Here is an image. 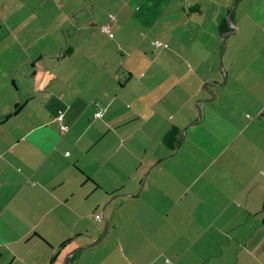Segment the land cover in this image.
Returning <instances> with one entry per match:
<instances>
[{
  "label": "crops",
  "instance_id": "obj_1",
  "mask_svg": "<svg viewBox=\"0 0 264 264\" xmlns=\"http://www.w3.org/2000/svg\"><path fill=\"white\" fill-rule=\"evenodd\" d=\"M228 1L98 17L82 0V20L65 0H0V264H264V43L242 63L251 41L224 50L248 30Z\"/></svg>",
  "mask_w": 264,
  "mask_h": 264
},
{
  "label": "rangeland",
  "instance_id": "obj_2",
  "mask_svg": "<svg viewBox=\"0 0 264 264\" xmlns=\"http://www.w3.org/2000/svg\"><path fill=\"white\" fill-rule=\"evenodd\" d=\"M65 1H66V13L68 14V16L70 18L71 17L75 18L78 15L80 19H82V20L85 19V16H84L85 13L83 11H81L80 10L81 7H79V2H82V0H65ZM93 1L96 3V6H95L96 7V15L98 17H102V16L108 14V11H110V10L114 11V9H112L113 6L114 5L118 6L124 0H93ZM216 1L224 3L225 0H216ZM235 2H236V0H229L228 1L229 10L231 9V11H232V6L235 4ZM208 3H209V5L207 6V9L211 10V8L213 7V5H212L213 1H208ZM235 7L236 8L234 11L235 12L234 21H237L238 17H240L241 21H237L238 24L240 26L246 25L248 30L242 31L240 33V35H238V36H234V34L232 33V35L227 38V40L225 41V44L223 46H224V50H225L229 40H231V45H233L236 42V40H238L240 45L241 44L244 45L247 42L251 41V45L248 48L242 47L239 50L240 53L235 52L236 59L238 58L237 55H239V57H240L239 63H242L244 60L246 61V57L248 55L253 54L252 50H253V46H254L253 45L254 41H256V42L258 41V42H260V44L264 43V34L261 33V30L256 31L255 33L253 32L256 28V21H258L259 18L264 19L263 17H261V15H264V0H238V2H236V4H235ZM84 9L92 10V6L90 4H88L87 7ZM74 14H77V15H74ZM209 15H211V14H209ZM227 15H229V14L226 13V15H224V16L227 17ZM246 16L248 18H246ZM165 20H166V18H164V21ZM162 21L163 20H161V23H163ZM90 22L91 21H87L86 23H90ZM161 25L162 24H160V28H161ZM233 25H234V22H233ZM252 25H253V27H252ZM177 28L179 29L180 27L178 26ZM209 29H212V27H210ZM152 34H153V32H152ZM76 36H77V33H76ZM155 36H156V33H155ZM152 39L158 40V39H154V38H152ZM158 41H161V40H158ZM151 43H152V41H151ZM231 45H229L227 47L228 51L227 52L225 51L226 53H224V51H223V53L225 55V56H223V60H224V58L226 60L227 57L229 55H231L230 54L231 53V51H230ZM256 52H261V57H262V55L264 56V50L262 48H256ZM72 58H73L72 61H74L75 56H73ZM223 60H221V63L223 62ZM222 65L224 66L223 63H222ZM224 68H225V66H224ZM242 68L243 67H240L239 69L241 70ZM251 93H252L251 97H252V101H253L254 106H259L260 103L262 102L263 97H264V89L254 90ZM214 101L215 102H212V103L215 105L216 104L219 105V104L224 103V99L219 98V96Z\"/></svg>",
  "mask_w": 264,
  "mask_h": 264
},
{
  "label": "built area",
  "instance_id": "obj_3",
  "mask_svg": "<svg viewBox=\"0 0 264 264\" xmlns=\"http://www.w3.org/2000/svg\"><path fill=\"white\" fill-rule=\"evenodd\" d=\"M109 18L111 19V21L114 20V17H113V15H111V13H109ZM100 31L106 33L110 38L114 37L113 32L110 29V24L109 23H105L102 26H100ZM151 44L154 45L155 48L167 47L166 43H162L161 41H158V40H152ZM99 116H101V112L100 111L96 113L95 117H99ZM55 120L58 122V125H59V128H60V132L65 133L67 130H69L70 127H69L68 124H66L64 122L62 112L57 114V115H55ZM66 154H68V152H66ZM262 172L264 173V170H262ZM95 217L99 218L100 215L97 214V215H95Z\"/></svg>",
  "mask_w": 264,
  "mask_h": 264
},
{
  "label": "trees",
  "instance_id": "obj_4",
  "mask_svg": "<svg viewBox=\"0 0 264 264\" xmlns=\"http://www.w3.org/2000/svg\"><path fill=\"white\" fill-rule=\"evenodd\" d=\"M99 28H100V26H99ZM219 29H220L219 30V33L221 35H223L224 33L227 32L228 26H227V20H226V18H223L220 21ZM162 43H166L167 44V42H162ZM18 109H19V106L17 105V110ZM263 109H264V107H263ZM59 132H60V130H59ZM60 133H62V132H60ZM62 134H64V133H62ZM179 134H180V131H179V129L177 127H172L168 132H166V133L163 134L162 141L167 146V148L169 150L176 149V147H177V145L179 143Z\"/></svg>",
  "mask_w": 264,
  "mask_h": 264
},
{
  "label": "water",
  "instance_id": "obj_5",
  "mask_svg": "<svg viewBox=\"0 0 264 264\" xmlns=\"http://www.w3.org/2000/svg\"><path fill=\"white\" fill-rule=\"evenodd\" d=\"M229 15H227V17H226V19H227V21L229 20V16H230V11H229V13H228ZM199 117H201V115L199 116ZM186 131V129H184V131L183 132H185ZM72 253H74V251H72Z\"/></svg>",
  "mask_w": 264,
  "mask_h": 264
}]
</instances>
